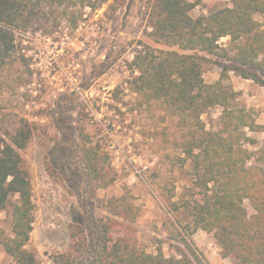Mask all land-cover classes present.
Returning a JSON list of instances; mask_svg holds the SVG:
<instances>
[{"label":"rangeland","instance_id":"obj_1","mask_svg":"<svg viewBox=\"0 0 264 264\" xmlns=\"http://www.w3.org/2000/svg\"><path fill=\"white\" fill-rule=\"evenodd\" d=\"M152 2L126 0L94 12L85 10L74 31L55 14L49 22V27L57 28L52 35L39 30L15 34V52L0 71V135L12 134L21 120L33 129L20 155L35 206L27 249L36 252L42 264L73 253L70 226L79 245L73 264H92L94 222L106 217L104 205L112 198L131 206L137 241L146 253L159 249L166 257H176L177 248L187 243L205 264L234 262L217 254L210 235L192 229L191 205L205 193L191 163L198 150L193 157L185 151L192 134L160 101L134 94L125 84L134 50L143 45L167 49L148 37ZM229 5L230 0H201L190 14L207 15ZM234 46L228 38L218 41L219 49L231 55ZM210 59L202 66L206 84L218 80L223 62ZM225 84L238 93L234 105L251 112L256 124L264 126V87L231 72ZM220 116L219 108L207 109L200 117L204 129L216 132ZM243 132L255 144L241 147L255 154L264 145V129ZM91 148L116 172L107 188H98L86 176L80 153ZM252 162L251 158L247 165ZM15 201L13 197L0 211V235L5 237L11 235ZM243 206L249 215L248 201ZM0 252L9 259L1 245Z\"/></svg>","mask_w":264,"mask_h":264},{"label":"trees","instance_id":"obj_2","mask_svg":"<svg viewBox=\"0 0 264 264\" xmlns=\"http://www.w3.org/2000/svg\"><path fill=\"white\" fill-rule=\"evenodd\" d=\"M125 1L0 0V71L15 52L16 33L39 30L50 36L57 31L55 24L49 27L55 14L74 31L85 10L94 12ZM200 4L201 0H153L147 13L148 37L167 49L143 45L134 50L125 84L134 94L160 101L192 134L185 151L193 157L198 150L191 163L196 183L205 191L202 200L191 205L192 229L210 235L222 259L232 258L233 264H264V145L255 154L241 147L255 144L243 130L264 126L256 124L251 112L234 105L238 93L225 84L231 72L264 87V20L257 19L264 17V0H230L229 6L192 17L191 11ZM221 38L235 44L232 55L219 49ZM242 39L245 43L241 44ZM212 57L223 61L221 72L217 81L206 84L202 66L211 63ZM214 107L221 111L216 132L205 130L200 120ZM32 137L33 129L24 120L6 138L0 135V211L16 198L10 211L11 236L0 235V245L13 264H42L37 253L27 249L35 206L20 151ZM80 159L87 178L98 188L115 181V170L101 163L94 148L83 149ZM243 201H248L249 215ZM104 209L106 217L94 222L97 237L92 264H205L187 243L177 248L176 257H166L159 249L146 253L137 241L131 206L112 198ZM73 229L70 226L69 237L74 253L79 245ZM73 253L57 255L51 262L73 264Z\"/></svg>","mask_w":264,"mask_h":264},{"label":"crops","instance_id":"obj_3","mask_svg":"<svg viewBox=\"0 0 264 264\" xmlns=\"http://www.w3.org/2000/svg\"><path fill=\"white\" fill-rule=\"evenodd\" d=\"M11 236V235H10ZM226 260V259H224ZM0 264H13L11 259L9 258L8 260H5L3 255L0 252ZM228 264V263H227Z\"/></svg>","mask_w":264,"mask_h":264}]
</instances>
